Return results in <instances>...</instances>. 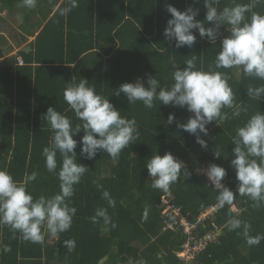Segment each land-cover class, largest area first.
<instances>
[{"label":"trees","instance_id":"1","mask_svg":"<svg viewBox=\"0 0 264 264\" xmlns=\"http://www.w3.org/2000/svg\"><path fill=\"white\" fill-rule=\"evenodd\" d=\"M79 7L67 16L58 9L68 7V0H38L35 9L23 6V0H0V171H7L23 182L26 176L38 173L37 179L26 187L39 198H51L60 192L56 173L46 167L43 149L51 144L53 132L42 117L49 107L66 114L79 123L74 112L64 100L66 84L75 79H87L99 95L109 99L121 115L137 121L140 139L126 148L119 159L113 160L107 153L99 152L94 160L82 154L83 133L78 141L77 163L89 168L82 182L75 186L70 206L77 208L71 230L58 237L46 236L45 243L25 242L22 235L0 224V264H129V260H145L147 264H180L176 257L184 243L181 232L164 231L161 197L165 193L153 189V178L146 167L156 154L171 152L187 165L190 177L183 174L172 185L170 193L188 220L194 222L204 208L217 203L219 194L210 187L200 172L201 164H216L226 169L227 187L236 194L235 209L229 206L219 209L212 221L223 228L218 242L209 246L201 256L203 264H264V241L259 246H248L242 230L231 231L227 227L230 218L251 223L253 236L264 235V206L252 207L248 197L238 193L239 181L231 161L234 159L233 138L237 129L244 126L256 112L264 114V98L250 99L249 85L262 86L264 81L248 78L242 69L227 72L232 79L230 86L236 93L237 103L247 112L239 118L224 123L208 125V135L201 138L208 143L203 149L196 137L182 131L177 123L167 124L170 114L178 123L186 124L193 115L186 108L164 106L157 100L153 109L142 102L129 104L126 96L115 95L124 83L141 81L147 86L149 76L157 77L162 88H171L173 62L181 69L192 55L200 56L197 69L209 70L217 54L222 50V39L230 35L222 28L223 35L216 44L199 36L197 43L177 49L169 43L164 31L168 20L166 11L172 5L180 11L194 6L200 10L197 19L206 22L204 0H77ZM250 3L251 0H221V10L233 3ZM264 15V0L254 9ZM23 16V21L13 24L10 17ZM37 15L40 22L31 24ZM7 17L10 19H7ZM207 27L212 25L206 24ZM30 48L31 51L15 50ZM24 62L20 65L18 59ZM231 117L232 110L225 109ZM221 150L217 159L214 153ZM58 155V160H59ZM62 163V162H61ZM103 186L100 190L97 184ZM109 191L115 207L102 198ZM98 208H106L111 223H92ZM149 208L144 221L145 209ZM112 224L118 225L112 227ZM75 239L76 248L69 252L65 240ZM4 245L12 249L3 251Z\"/></svg>","mask_w":264,"mask_h":264},{"label":"clouds","instance_id":"2","mask_svg":"<svg viewBox=\"0 0 264 264\" xmlns=\"http://www.w3.org/2000/svg\"><path fill=\"white\" fill-rule=\"evenodd\" d=\"M260 2H234L221 10V0H204L206 22L197 19L200 10L194 6L180 11L167 5L166 11L172 19L167 22L164 36L169 43L174 42L177 49L185 46L192 48L197 43L195 30L199 31L201 38L216 44L223 35L221 29H227L230 35L222 39V50L217 54L214 64L209 65V70H198L200 56L192 55L186 59L184 69L173 62L175 70L171 88H162L157 77L149 76L147 86L141 81L124 83L115 91V95L119 97L123 94L129 104L142 102L148 109L155 108L157 100L164 106L186 108L193 114L186 124L178 123L174 113L169 115L167 124L177 123L179 129L195 136L197 144L207 150L208 143L201 138V133L208 135V125L213 122L224 123L247 112L242 103H237L236 93L229 83L232 77L220 70L242 69L248 78L264 81V15L254 10ZM37 3L38 0H23V6L29 9H35ZM196 3L199 0H193V4ZM68 4V7L58 9L61 16H67L79 7L77 0H68ZM18 19L22 22L23 16ZM206 24L212 26L207 27ZM247 94L250 99L261 100L264 98V85H249ZM63 95L79 123L74 125L72 119L54 107H49L42 117L53 132L51 144L43 149V156L50 173L60 169V192L51 198H36L28 192L26 185L35 181L38 173L33 172L23 182H19L9 172L0 171V224L11 229L13 240L16 239L15 233L19 232L25 242L43 245L47 235L55 238L71 230L78 210L70 206V200L75 194V186L90 171L88 167L77 163L76 136L84 134L82 154L89 160H94L101 151L117 160L126 148L140 139L137 121L122 116L108 98L97 94L96 88L89 86L87 79L77 83L73 77L66 84ZM225 109L232 110L231 117ZM232 143L235 147L231 164L239 181V196L250 198L252 207L260 209L264 206V114L256 112L252 115L244 126L237 129ZM214 155L219 159L221 150L218 149ZM146 167L153 178V189L163 192L170 191L182 174L186 178L190 177L187 165L171 152L163 156L154 155ZM205 174L219 193L214 207L223 209L229 206L231 214L235 208L236 194L222 183L228 175L226 169L210 164ZM93 183L103 190L98 181ZM102 198L107 200L109 206L115 207V200L109 191L104 190ZM149 211V208L145 209V222ZM90 219L94 224L99 223L100 219L106 225L112 222L106 208H98ZM117 226L112 224L114 228ZM227 227L231 231L242 230L250 247L259 246L264 241V235L251 234V223L239 218H230ZM64 246L69 252L73 251L76 248L75 239L65 240ZM3 251L10 253L12 249L4 245ZM129 264L147 262L130 259Z\"/></svg>","mask_w":264,"mask_h":264},{"label":"built area","instance_id":"3","mask_svg":"<svg viewBox=\"0 0 264 264\" xmlns=\"http://www.w3.org/2000/svg\"><path fill=\"white\" fill-rule=\"evenodd\" d=\"M18 62L20 65L24 64L21 58L18 59ZM208 166V164H201L200 172L207 184L215 188L205 174ZM222 183L227 187L226 180L222 181ZM214 206L211 205L204 208L196 221L192 222L184 215L182 209L176 205L174 196L169 191L162 195L160 207L162 208L163 230L181 232L185 238L180 250L176 252V257L180 264H203L200 261L201 256L210 245L218 242L223 235V228H220L213 221L211 228L207 230V222L215 219L219 211Z\"/></svg>","mask_w":264,"mask_h":264},{"label":"rangeland","instance_id":"4","mask_svg":"<svg viewBox=\"0 0 264 264\" xmlns=\"http://www.w3.org/2000/svg\"><path fill=\"white\" fill-rule=\"evenodd\" d=\"M3 15H8L9 17H10V15H9V12H7V11H5L4 13H3ZM18 17H19V15H17V17H15V16H11L10 17V19H11V21H12V23L13 24H17V23H19V22H21L19 19H18ZM7 19H9L8 17H7ZM10 19H9V21H10ZM38 18H37V15H35L34 17H33V19H32V21H31V24H34V21L35 20H37ZM10 21V22H11Z\"/></svg>","mask_w":264,"mask_h":264},{"label":"crops","instance_id":"5","mask_svg":"<svg viewBox=\"0 0 264 264\" xmlns=\"http://www.w3.org/2000/svg\"><path fill=\"white\" fill-rule=\"evenodd\" d=\"M37 20H35L34 21V24H36V23H38V22H40V20H39V17L37 16ZM33 19V18H32ZM24 49H28V48H22V49H19V50H15L13 53L15 54V53H17L18 51H24ZM31 51V49L28 51V53Z\"/></svg>","mask_w":264,"mask_h":264},{"label":"water","instance_id":"6","mask_svg":"<svg viewBox=\"0 0 264 264\" xmlns=\"http://www.w3.org/2000/svg\"><path fill=\"white\" fill-rule=\"evenodd\" d=\"M29 50H30V48H28V49H24V52L28 53ZM107 259H108V258L103 259L99 264H106Z\"/></svg>","mask_w":264,"mask_h":264}]
</instances>
